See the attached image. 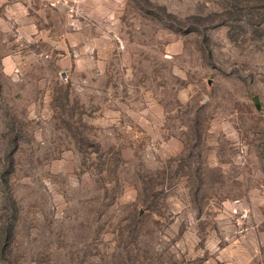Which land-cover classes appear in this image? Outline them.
<instances>
[{"label":"rangeland","instance_id":"1","mask_svg":"<svg viewBox=\"0 0 264 264\" xmlns=\"http://www.w3.org/2000/svg\"><path fill=\"white\" fill-rule=\"evenodd\" d=\"M0 264H264V0H0Z\"/></svg>","mask_w":264,"mask_h":264}]
</instances>
